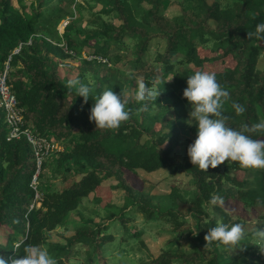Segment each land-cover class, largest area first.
<instances>
[{
	"label": "trees",
	"instance_id": "16d2710c",
	"mask_svg": "<svg viewBox=\"0 0 264 264\" xmlns=\"http://www.w3.org/2000/svg\"><path fill=\"white\" fill-rule=\"evenodd\" d=\"M101 3L99 12L88 11L87 16L95 17L90 26L94 29L82 39L74 31L78 21L86 17V0H0V72L9 61L8 84L23 111L25 126L32 127L43 138H55L66 144L56 160L57 170L64 172L66 187L53 192L51 186L39 183L37 191L42 199L37 208L36 191L31 186L36 172L34 151L25 138L7 140L5 113L0 109V228L11 230L6 243L0 244V257L12 264L24 254L25 246L38 245L42 249L47 246L56 264H70L74 258L72 251L82 246V264L103 260V246L114 241L107 234L113 224L121 222L127 229V219L134 209L149 221L161 215L151 204L155 198L135 188L126 173L137 176L139 170L154 173L171 169L185 173L191 181L184 196L173 190L168 198L176 197L182 206L189 205L197 221V234L190 238L196 250L191 254L163 252L151 264H264V242L261 241L263 247L257 245L255 231L244 234L237 246L246 248L241 257L232 256L233 250L217 242H210L207 245L211 259L206 260L203 245L208 229L217 223L229 226L240 223L244 233L248 224L240 218L233 221L221 205L210 206L211 196L218 195L224 203L232 201L247 210L264 208V169L258 180L250 183L255 189H247V171L236 162L209 168L207 173L192 165L187 147L196 138V126L188 123L190 107L182 97L188 76L203 71L205 65L231 57L233 67L210 72L228 92V97L222 98L221 108L226 124L240 130L245 124L264 120V72H257V50L264 40L247 36L254 32L257 23H264V0H216L212 5L207 0H179L181 14L174 18L163 15L164 0H101ZM68 18L69 24L60 33L58 27ZM155 42H165L164 51L154 54L153 62L158 68L149 74L161 82L157 97L147 105L129 99L125 105L129 111L126 122L115 130L96 129L88 119L92 96L81 108L82 98L76 97L75 89L67 86L70 78L60 76L61 62L79 61L74 80L89 86L92 95H99L104 86L123 95L121 66L128 65L135 72L146 70L144 60ZM84 50L89 55L106 58L117 68H98L106 64L82 59ZM170 76L172 81L167 80ZM89 82H94V87ZM162 97L170 100L171 106L164 105ZM233 103L241 105L244 111L237 113ZM153 108H157L154 114ZM252 137L264 139V133H253ZM165 144L167 147L163 148ZM181 147L185 154L183 161H178L173 154ZM106 180L117 183L113 187L116 192L125 193L123 208L110 214L102 227L82 220L66 244L49 241L50 234L65 226L81 201L97 194ZM207 210L214 215L207 214ZM162 217L173 222L174 230L183 232L176 210L162 212ZM255 223L261 227L257 230H264V215ZM252 238L256 239L253 243L248 241ZM238 248L234 252H240ZM251 248H262V256L256 258V251L252 253Z\"/></svg>",
	"mask_w": 264,
	"mask_h": 264
},
{
	"label": "rangeland",
	"instance_id": "374dc122",
	"mask_svg": "<svg viewBox=\"0 0 264 264\" xmlns=\"http://www.w3.org/2000/svg\"><path fill=\"white\" fill-rule=\"evenodd\" d=\"M215 1L216 0H207V3L212 5ZM86 3L88 6L87 11L85 12L86 17H83V19L78 21L77 28L74 31V33L78 37H82V39H84L86 35H88L89 32L94 29L90 26L92 25L93 19L95 17L87 16L88 11H91L95 14L103 7L101 0H86ZM14 5H17L16 1H14ZM180 9L179 0H164L162 13L166 17L174 18L181 14ZM102 17L104 20L110 23L118 24L113 19H106L105 16ZM70 20L71 19L68 18L61 22L60 26L58 27V31L60 33L64 32L63 29L69 24ZM210 24L214 27L216 26L213 21H211ZM164 45L165 42H161V44L155 42L151 45V54L144 60V63H146V70L142 69L138 72H135L131 71L128 65L121 66L122 68L119 75L121 80L125 83L123 96H125L128 100H132L136 83L139 80H143V82L149 86L156 82L155 88L157 91V88L161 82L154 79L149 74L152 73L155 68H158V66L153 62L155 57L154 54L158 50L163 52ZM61 46H63V44H61ZM18 50L19 49H17L15 53H17ZM65 52H68L66 47ZM205 53L209 54L208 51H205ZM128 56L129 58L131 57L130 54ZM257 56V72H264V43H261V49L258 48ZM81 58H84L88 61H95L99 64H106L99 60L100 56L89 55V53L85 50L83 51ZM50 59L54 60V57L50 56ZM78 64L79 61L77 59H70L66 62V64L61 62L62 69L60 71V76L66 79L69 77L70 80H74L78 75ZM112 64L113 63L108 61L106 65H101L98 68L110 70L115 66ZM234 64V60L231 57H228L222 62L205 65L203 67V71H221L226 67H233ZM87 79L90 80L91 76H87ZM167 80L172 81V76H170ZM88 84L91 87H94V82H89ZM104 90H106V86H104ZM162 103L164 105L171 106L172 102L170 100L168 101L167 99L164 100L162 97ZM156 111L157 108H153L151 113L154 114ZM189 113L188 123L193 124L194 122L191 120ZM30 128L32 129V127ZM43 139L48 145H54V148H51L54 150L46 149L48 153L44 154V162L40 166V174L38 176L37 184L40 183L44 185V187L51 186L53 192H59L66 187V181L63 180V170H57L56 160L59 155L58 153L65 150L66 144L56 141L55 138H52V140H48L46 138ZM145 139L146 138L143 140ZM188 139H191L189 135ZM166 147L167 144L163 146V148ZM184 151V148L181 147L180 149L176 150L173 155L178 161H183L185 154ZM37 160L34 155L35 163ZM245 170L247 171V189H255L256 186L250 185V183H253L252 181H254V179L258 180L257 176H259L262 169ZM233 175L234 177H237L236 174L233 173ZM126 176L128 180L135 186V188H139L140 190L143 189L146 194L155 198L151 204L155 206V209L161 211V215L154 216L153 219L149 221L143 214H140L139 211L134 209V211L130 212V218L127 219V229L123 227L124 225L121 222L113 224L107 230V234L112 235L114 241L103 246V260L97 261L95 264H151L152 261L161 256L163 252L173 251L178 254L194 253L196 249L190 238H192L195 233L197 234V221L195 220L193 214L189 211V205L182 206L176 197L168 198L173 190L180 192L181 195L184 196L185 191L190 187V178L187 177L185 173H176L171 169H163L154 173H147L139 170L137 176H133L128 173H126ZM78 180L79 178L76 179V181ZM69 181L71 182L73 179ZM116 185L117 183L113 180H106L101 189L98 190L97 194H91L89 197L84 198L81 201L79 208L71 213L68 223L65 226L59 227L50 234L49 241L66 244L67 239L71 238L75 234V230L77 227H79L82 220L92 221L93 225H96L97 227H102L107 224L106 218L112 213L116 214L119 212V210L125 205V193L119 191L116 192V190L113 189V187ZM224 186H226V188L228 187L226 184H224ZM221 206L224 207L225 211L233 217V221H236L238 218H240L244 219L248 223L246 226V231L244 232L245 235H248L252 231H256L257 229L261 228L257 226L259 223L255 222L260 216L264 215V208L255 207L254 209L248 210L245 208L248 211L246 212L242 205L232 201L223 203ZM111 207L114 208L111 209ZM168 210H176L179 213V220L183 223V232L174 230L173 222L168 220V218L162 217V212ZM206 213L209 215L212 213V215H214L212 210L211 212L210 210H207ZM188 216H191L195 221L194 225L189 223V221L186 219ZM8 233H11V230H8L7 228H0V244L6 243V236ZM135 234H138L139 236L137 235L134 237L133 235ZM248 241H252L253 243L256 241V239L252 238ZM195 243L203 248L199 241L196 240ZM257 243L258 246L263 247L261 241ZM203 246L205 247L206 260L211 259V254L208 252V250L210 251V247L207 244H204ZM46 248L47 246H44V249ZM238 249L240 252H234L233 250L230 251V254L232 256L241 257V253H243L246 248L244 245H242ZM249 251H252V253L256 251L254 254L256 258L262 256V248H259L258 250H256V248H251ZM72 252L74 258L71 259L70 264H82L84 248L82 246H76Z\"/></svg>",
	"mask_w": 264,
	"mask_h": 264
},
{
	"label": "clouds",
	"instance_id": "9594fccd",
	"mask_svg": "<svg viewBox=\"0 0 264 264\" xmlns=\"http://www.w3.org/2000/svg\"><path fill=\"white\" fill-rule=\"evenodd\" d=\"M247 36L264 40V23H257L254 32L247 33ZM155 83L149 86L143 80L137 81L132 100L147 105L158 95ZM67 86L75 89L76 97L82 98L81 108L92 96L88 119L94 122L96 129L115 130L129 119V111L125 108L128 99L121 93L118 95L112 89H106L99 95H92L93 90L77 80L68 81ZM182 97L190 107L189 115L196 126V138L187 147V156L192 165L206 173L209 168L215 169L225 162H236L244 169H264V139L252 137L253 133H264V120L245 124L240 130L228 126L221 112L222 98H227L228 92L218 84L214 73L197 71L188 76ZM232 107L237 113L244 111L239 104L233 103ZM223 203V197L215 194L208 201L210 206ZM186 219L194 225L191 216ZM243 236L240 223L230 226L217 223L208 229L204 240L206 244L217 242L234 250L238 248ZM254 236L264 242V230H256ZM0 264H8V261L0 257ZM12 264H56V261L46 249L38 245H27L24 254L13 260Z\"/></svg>",
	"mask_w": 264,
	"mask_h": 264
},
{
	"label": "built area",
	"instance_id": "2783aa9c",
	"mask_svg": "<svg viewBox=\"0 0 264 264\" xmlns=\"http://www.w3.org/2000/svg\"><path fill=\"white\" fill-rule=\"evenodd\" d=\"M99 60L103 63H108V60L102 56H100ZM9 76L10 67L8 61L4 71L0 72V109L5 113V122L8 127L7 140L12 141L25 138L32 146L36 160H39V163L38 160L36 162V172L31 183L32 188L36 191L35 205L39 208L42 199V194L37 191L40 166L44 162V154L48 153L46 149L54 150L51 149L54 148V145H48L43 137L35 133L30 127L25 126L23 111L19 108L17 98L8 84ZM32 208H34V205L31 206V209Z\"/></svg>",
	"mask_w": 264,
	"mask_h": 264
}]
</instances>
